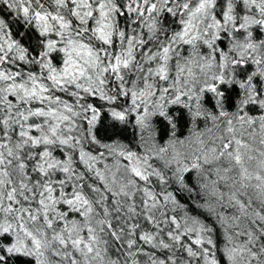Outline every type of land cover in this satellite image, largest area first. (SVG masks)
<instances>
[{
  "label": "snow or ice",
  "instance_id": "1",
  "mask_svg": "<svg viewBox=\"0 0 264 264\" xmlns=\"http://www.w3.org/2000/svg\"><path fill=\"white\" fill-rule=\"evenodd\" d=\"M18 260L264 264V0H0Z\"/></svg>",
  "mask_w": 264,
  "mask_h": 264
},
{
  "label": "trees",
  "instance_id": "2",
  "mask_svg": "<svg viewBox=\"0 0 264 264\" xmlns=\"http://www.w3.org/2000/svg\"><path fill=\"white\" fill-rule=\"evenodd\" d=\"M124 138H125L126 141L132 139L131 135H127V133L124 134ZM21 263H23V262H21V261H17V262H16V264H21Z\"/></svg>",
  "mask_w": 264,
  "mask_h": 264
},
{
  "label": "rangeland",
  "instance_id": "3",
  "mask_svg": "<svg viewBox=\"0 0 264 264\" xmlns=\"http://www.w3.org/2000/svg\"><path fill=\"white\" fill-rule=\"evenodd\" d=\"M110 121H108L107 120V118L105 119V123H109ZM104 134V132H103V129H101V135H103ZM109 134H110V132H109ZM127 135H130L129 133H127ZM19 261V260H18ZM22 262V261H21ZM21 264H23V263H21Z\"/></svg>",
  "mask_w": 264,
  "mask_h": 264
}]
</instances>
